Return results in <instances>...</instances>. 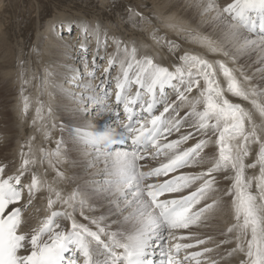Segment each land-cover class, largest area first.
Returning a JSON list of instances; mask_svg holds the SVG:
<instances>
[{
	"label": "snow or ice",
	"instance_id": "snow-or-ice-1",
	"mask_svg": "<svg viewBox=\"0 0 264 264\" xmlns=\"http://www.w3.org/2000/svg\"><path fill=\"white\" fill-rule=\"evenodd\" d=\"M175 7H127L152 44L81 22L63 76L20 61L22 122L32 81L61 102L0 158V264H264V0Z\"/></svg>",
	"mask_w": 264,
	"mask_h": 264
},
{
	"label": "bare ground",
	"instance_id": "bare-ground-1",
	"mask_svg": "<svg viewBox=\"0 0 264 264\" xmlns=\"http://www.w3.org/2000/svg\"><path fill=\"white\" fill-rule=\"evenodd\" d=\"M100 1H104V0H100ZM122 1L127 5H132L133 7L139 6L140 9L145 12V14L150 12V10L152 11V9L157 5L167 6L169 4L176 5L177 7L173 8L172 10L179 13L180 12L179 4L182 2V0H122ZM2 2L3 0H0V14L4 12ZM145 4L148 5L147 8L144 7ZM147 9L150 10L147 11ZM53 17L54 18H52L48 23H46L47 28H45V30H42L41 32L37 33L34 36L33 44L35 48L29 49L31 51V54L28 57L29 50L27 51L23 50V49H28L29 47L28 42L25 41L23 44L21 42L20 43L21 48H19L18 43H16V45H13L12 43L14 42L12 41L14 40L15 37H13V39L11 40L12 37L8 36L4 21L1 19V15H0V53L2 55L0 58V158L4 156H8L9 158H11L12 155L15 154L19 144L22 143L28 136L34 134V129L33 126L31 125V121L35 116V107L37 106L36 101L38 98L43 100L45 104L51 102L54 108L57 103L61 102L60 98L55 94L53 95V97L50 98L48 95V91H44L43 95H41L37 87L38 82L32 81L30 84L25 85L27 86L25 87V95H28L30 97L32 106L30 107L29 113L25 118L26 122H22L20 116L21 87H16V88L13 87L15 83V78H14L15 76L13 74L17 73L18 75L17 69L19 70L20 61L24 60V56H26V58L28 57L26 64L27 66L30 67L32 72L39 70L42 74L44 68L48 67L54 73L63 76L65 62L67 61L69 63H74L73 61L70 60V58L67 55H65V52H66V48L69 45L76 44V41L78 39L77 29L79 28L80 23L100 22V20L98 19L99 17L94 18L95 20H90L87 19L86 16L84 15H80L79 18H75L64 15L63 13L62 14L57 13V15ZM69 22H71V27L73 29L72 32L68 31ZM105 27L109 32L116 33L110 30V28L106 24ZM123 27H126V24L122 26V28ZM53 28L55 29L54 31ZM118 34H123V33L118 32ZM161 34L162 35L166 34L169 39L175 40L176 42L180 41L181 39L176 33L171 31L164 30L161 31ZM129 35H131L130 38L134 36L133 32ZM136 35L138 36L139 34ZM123 36L126 38L127 35L123 34ZM53 37H55V39H53ZM132 39H136L138 41L147 43V41L141 40L139 37H133ZM152 43L153 42H149L148 44H152ZM37 49L39 50V55L36 54ZM156 50L163 54L162 58L164 59L166 65L171 62V57L167 55L166 49L162 50L157 48L155 45H153V51ZM17 53H19V57H20L19 59L14 58V56ZM1 64H3V66ZM258 78L259 77H257V79ZM29 79H31V76H29ZM28 92H30V94H28ZM56 117H57V124H59L61 114L57 113ZM63 118L65 120L69 119L68 113H63ZM182 131H184V129H182ZM35 135L37 137L35 141L36 146H43L45 148L55 147L54 143H48L47 141H44L42 143V137L40 136V134L35 133ZM177 135L178 134H173V136L170 137V139L177 138ZM59 136H60V131L59 128H57L53 133V140L59 138ZM192 143H194V141H189L188 146H190ZM63 167L67 170V173L69 175H72L73 172H78L80 175H85V173L79 172L78 169H72L68 165H65ZM194 170H199V169H187V171H194ZM224 227H225L224 218L222 216H217L215 219L209 222V225L207 227H203V226L193 227L192 231L194 233H198L201 235L208 234L219 238L218 233ZM232 260L234 261V264H238L237 258L234 257L232 258Z\"/></svg>",
	"mask_w": 264,
	"mask_h": 264
},
{
	"label": "rangeland",
	"instance_id": "rangeland-1",
	"mask_svg": "<svg viewBox=\"0 0 264 264\" xmlns=\"http://www.w3.org/2000/svg\"><path fill=\"white\" fill-rule=\"evenodd\" d=\"M122 2V0H3L2 5L4 12L0 15L1 19L4 21L8 36L12 37L11 40L15 37L12 41L14 43L11 42L13 45L18 43L19 48H21V42L22 44L25 41L28 42L29 47L28 49H23L24 51L35 48L33 44L34 36L42 30H45V28H47L46 23L54 18L53 16L57 15V13H63L64 15L75 18H79L80 15H84L90 20H95L94 18L99 17L98 19L100 20V23L104 26L106 24L113 32L123 33L124 35H127L126 38H130L131 35L129 34L133 32V37H139L141 40L147 41V43L152 42L150 39H147L144 35H142L140 31L133 29L123 22V18L126 15V9L129 5L124 2L122 5ZM148 10L150 9H147V11ZM125 24L126 27L122 28ZM161 31L164 30L162 29ZM136 34L139 35L137 36ZM177 43L181 44L184 48L196 47L182 39H180ZM30 54L31 51L29 50L28 57ZM159 55L162 57L163 54L159 52ZM1 56L2 55L0 53V58ZM28 57L26 58V56H24V61L26 63ZM14 58L19 59V53H17ZM1 65L3 66V64ZM13 75L15 76V83L13 87H21V80L19 79V76L17 73ZM28 94H30V92H28Z\"/></svg>",
	"mask_w": 264,
	"mask_h": 264
}]
</instances>
